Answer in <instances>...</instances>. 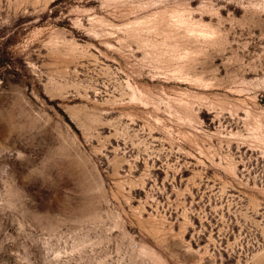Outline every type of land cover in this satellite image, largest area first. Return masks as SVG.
<instances>
[{"label": "rangeland", "instance_id": "1", "mask_svg": "<svg viewBox=\"0 0 264 264\" xmlns=\"http://www.w3.org/2000/svg\"><path fill=\"white\" fill-rule=\"evenodd\" d=\"M0 264H264V0H0Z\"/></svg>", "mask_w": 264, "mask_h": 264}]
</instances>
